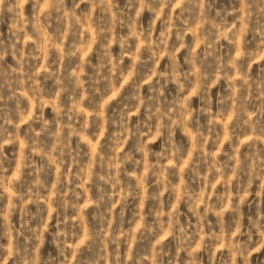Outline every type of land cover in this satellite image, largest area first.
Wrapping results in <instances>:
<instances>
[{"label":"rangeland","instance_id":"rangeland-1","mask_svg":"<svg viewBox=\"0 0 264 264\" xmlns=\"http://www.w3.org/2000/svg\"><path fill=\"white\" fill-rule=\"evenodd\" d=\"M0 264H264V0H0Z\"/></svg>","mask_w":264,"mask_h":264}]
</instances>
